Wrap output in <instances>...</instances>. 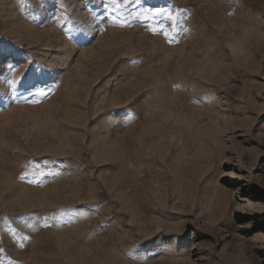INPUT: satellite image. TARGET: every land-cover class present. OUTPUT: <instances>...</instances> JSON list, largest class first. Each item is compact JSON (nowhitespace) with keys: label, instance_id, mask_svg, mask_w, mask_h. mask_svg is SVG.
<instances>
[{"label":"rangeland","instance_id":"1","mask_svg":"<svg viewBox=\"0 0 264 264\" xmlns=\"http://www.w3.org/2000/svg\"><path fill=\"white\" fill-rule=\"evenodd\" d=\"M153 5L178 43L127 15ZM0 249L264 264V0H0Z\"/></svg>","mask_w":264,"mask_h":264},{"label":"snow or ice","instance_id":"2","mask_svg":"<svg viewBox=\"0 0 264 264\" xmlns=\"http://www.w3.org/2000/svg\"><path fill=\"white\" fill-rule=\"evenodd\" d=\"M105 11H110V9H105ZM115 11L119 12V9H115ZM131 20H143V21H153V23H148L146 25L147 30L153 35H160L164 38L166 43L169 45L178 43L177 36L179 35L180 29L184 33H188L189 29L183 27V18L177 16L173 13L172 10L167 9L165 6H148L143 8L142 11L131 12L127 14ZM113 22H117L114 18ZM121 27L126 26L130 23L129 19H122L119 21ZM166 24H170V28L166 26ZM129 63H139V61H129ZM19 67L18 65L13 66V68ZM21 84V80L13 79L10 81L11 89L13 91H19L17 85ZM29 96L40 95L45 96L47 93L44 89L36 88V89H26ZM22 95V94H21ZM28 103L36 104L39 103V100L30 99L26 101ZM126 115L128 113L126 112ZM43 174V173H41ZM23 179V177H21ZM75 213L72 210H68L66 212H62L61 216H74ZM49 225L45 224L44 227H48ZM23 239L27 240L28 237H23ZM2 250V249H0Z\"/></svg>","mask_w":264,"mask_h":264}]
</instances>
